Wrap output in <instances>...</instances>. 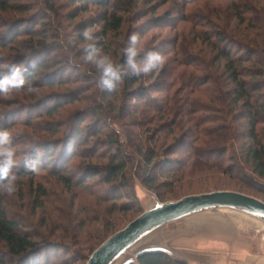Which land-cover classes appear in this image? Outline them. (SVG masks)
Masks as SVG:
<instances>
[{"label":"rangeland","instance_id":"rangeland-1","mask_svg":"<svg viewBox=\"0 0 264 264\" xmlns=\"http://www.w3.org/2000/svg\"><path fill=\"white\" fill-rule=\"evenodd\" d=\"M29 1V4L35 7L31 14L26 17L20 13L0 11V25L8 21L13 23L19 19H25L29 24L32 23L29 27L32 30L36 23L33 18L41 15L44 4L41 3L42 0H24L18 3L24 4ZM53 2H56L58 6L62 4V8L59 11V17L52 15L48 23L52 25L51 27L41 30L40 21H37L39 23L34 25L33 29L37 30L39 36L35 38L23 36L15 44L0 49V68L3 70L14 57L24 54L27 49L40 48L38 43L45 41L50 46L56 45L58 51L50 56V61H47L49 68L40 73L38 80L41 81L45 77L47 80L61 78L62 72L59 70H66L63 83L53 88L46 86L45 81H42L41 88L13 90L7 95L0 93V122L3 120L2 113L6 110L16 109L20 112L26 106L40 102L38 106L41 110L34 106L32 110L33 114L37 115L44 112L47 105L52 106L54 100L62 104V107L52 116L47 114L16 125H9V122L5 125L3 122L0 124V131H7L12 138L10 147L15 160L13 174L16 187L15 193L11 196L0 190L3 208L11 219L23 226L25 234L40 244L48 243L51 248L53 247L40 252L41 264H87L91 252L98 248L100 241L125 228L145 210L155 207L154 199L148 194L150 191L146 192L140 180L143 159L126 139L127 132L139 133L137 127L129 125L130 120H123L125 126L118 120L110 119L100 125L102 131L116 132L124 146L123 154L127 156V170L113 183H108L105 168L110 154H113L115 149L104 146V135L89 137V143L76 149V156L70 163L67 176L73 177L74 182L80 180L82 173L89 170L88 168L101 172L98 177L87 180L85 187L75 185L68 189L50 169L35 171L34 174L26 176L19 174L21 163L33 153L36 147L46 143L58 144L64 140V136L70 131L69 128L77 125L78 117L86 119L82 127L93 123V118L89 115L92 114L90 111H93L91 109H94L95 105L103 104V113L106 117L117 116L120 113L123 95H118L119 100L116 105L110 102L112 99L104 101L101 93L106 90L102 91L96 86L98 72L94 65L84 60L83 50L88 43L103 42L104 46L110 45L109 50L102 48L100 52L102 55H108L113 63L118 64L128 36L137 34L140 38L137 59L143 58L148 51H154L159 53L164 61L153 81L149 79L152 72L146 75L148 77L143 81L146 86L154 85V82L158 80L163 90L169 87L171 92L175 93L183 88L187 80L210 78L206 86H201L198 90L188 88L184 95L190 94L191 101L199 104L206 111L200 114L214 120L208 128H222L221 122L227 120L224 124L230 127V131L229 133L226 130L222 131L229 134L228 142L225 143L228 151L222 159L224 167L221 172L203 171L196 176H185L180 181L159 177L156 186L164 199L168 200L167 202L214 191H242L240 193L264 201V178L255 175L250 169L251 164L246 161L244 149L250 140L245 130L246 121L238 117V114L243 113L242 105L238 108L228 106L229 97L223 90H220V93L222 92L224 96H220V93L210 96L208 93L216 86L224 90L233 88L224 75L226 62L220 59L219 53L222 48L219 43L214 42L218 34H224L227 37L229 46L238 45L244 57L249 58L251 51L255 54L253 60L257 59V64L251 61L244 63L241 67L247 74L245 79L249 85L257 82L261 84L260 82L264 81L262 77H254L257 70H264V0H137L135 2L110 0L107 11L109 14L116 12L122 17L123 27L118 34L110 33L104 41L98 35L101 30L99 25L102 24L100 20L106 11L103 7L90 5L88 12L71 20L66 14L75 9L77 4L71 5L72 9L69 7L66 9L63 0H53ZM239 15L243 16L244 22H241ZM89 22L98 24L89 30L93 40L81 42L75 30L76 24H89ZM162 70L165 71V75L161 74ZM261 93L264 94V90ZM159 96L164 99L166 95L159 94ZM223 97L225 101L219 100ZM50 100L52 103H49ZM259 101L264 102V95L259 96ZM125 102L131 104L130 99L126 98ZM28 111L29 107L25 113L23 112L21 120ZM233 117L236 118L231 124L230 120ZM52 130H57L58 135H55ZM86 132L88 134V131ZM257 133L264 143V112ZM131 134L134 137L136 135ZM237 135L239 141L234 138ZM159 137L163 138V134L159 133L157 138ZM179 137L180 135L171 136L167 146L177 143ZM189 141L192 140H187V145ZM142 142L144 150L151 146L146 138ZM179 149L173 157H182V151L185 148L181 146ZM39 153L43 154L42 151ZM58 154L54 159H57ZM97 170L91 171L98 172ZM150 177L153 176L150 175ZM39 187L46 190L47 199H40L36 194ZM121 188L125 189L121 191ZM115 196L118 198L113 199ZM36 197H39L38 201ZM227 213L220 214L222 219L233 224L231 229L211 231L219 235L228 233L233 239L238 237L250 247L253 244L255 249L264 254V227L238 214ZM205 223H208V226L220 227H215L216 229L225 228L223 224L219 225L218 220H208ZM185 243H188V240H178L172 245L179 251L186 252V248H183ZM48 254L52 257L51 261L47 262L45 257ZM9 258L10 254L6 245L0 241V264H3L2 260L7 261L5 264H8ZM18 260L16 259L14 264H18Z\"/></svg>","mask_w":264,"mask_h":264},{"label":"trees","instance_id":"trees-1","mask_svg":"<svg viewBox=\"0 0 264 264\" xmlns=\"http://www.w3.org/2000/svg\"><path fill=\"white\" fill-rule=\"evenodd\" d=\"M18 1L24 0H0V11L3 13H20L21 15H26V17L34 11L35 7L29 4L30 1L24 4L18 3ZM63 1L65 2L66 9H68V7L71 8V5L77 4L75 9L66 14L71 20H75L80 14L88 12L90 7L94 4L103 7L106 11L100 20L102 24L99 25L101 30L98 34L103 41L110 33L118 34L122 30L123 18L118 16L116 12L109 14L107 11L110 7V0ZM135 1L137 0H132V2ZM41 3L44 4L43 11L40 16L37 15L33 20L36 22L34 25H37L39 23L37 21H40V29L45 30L47 27L52 26L48 24L49 21H51L52 15L59 17L62 4L58 6L53 0H42ZM239 16L241 22H244L243 16ZM184 20L187 19L184 18ZM30 25H32V23L29 24L25 19H19L13 23L8 21L0 25V49L7 48L10 44H15L23 36L34 38L39 36L37 30L33 29L35 26L33 25L31 30L29 28ZM95 25H98L97 22L76 24L75 30L80 36L81 42H85L86 40L83 36L84 31H89ZM214 42L219 43L222 48L219 53L220 59H224L226 62L224 75L227 77L226 80L229 85L233 88L231 90H224L216 86V88L209 90L208 93L210 96L214 94L218 95L220 90H223L224 94L229 97L230 103L228 106L238 108L242 105L243 113L240 115L238 114V117L246 121L245 130L250 140V143H248L245 146L246 149H244L247 158L246 161L251 164L250 169L255 175L264 178V143L259 139V134L257 133V128L261 124L264 112V102L259 101V96L264 95L261 93V91L264 90V81L260 82L262 85L259 84V82L249 85L245 79L247 74L241 69L244 63H250L252 61L257 64L258 60H253L255 54L251 53L252 51L249 53V58H247L241 54L242 50L238 45V47H234L233 44L229 46L227 37L224 36V34H218ZM38 44L40 48L27 49L24 54L14 57L13 61L5 69L1 70L0 68V80L5 78L11 79L13 70L18 68L21 70L25 81V86L20 89L21 91L32 87L41 88L42 81H45L46 86L52 88L58 84H62L66 73V70L62 69L59 70V72H62L61 78L47 80L45 77L46 80H38L40 78V73L49 68V62L47 61H50V56L58 51L56 45L50 46L45 41H41ZM95 45L100 50L102 48L109 50L111 47L110 45L104 46L103 42ZM123 62L124 56L122 55L118 64ZM259 67H261V65ZM159 68L160 66L149 75L151 81L156 78ZM161 74L165 75V71L162 70ZM254 74V77L264 78V70H257ZM147 77L148 76L143 74L139 77H125L115 90L101 93L104 101L112 99L110 102L113 104L115 103V105L119 100L118 95H123V106L119 108L120 113L117 116L106 117V114L103 113V104L95 105V108L91 109L93 111H90L92 114L89 115L92 116L93 123H89L85 127H82L81 125L86 122V119L85 117H78L77 125L69 128L70 131L64 136V140L60 141L58 144L46 143L36 147L33 153L21 163L19 174L21 176H26L28 174H34L35 171H47L50 169L52 174L55 175L59 181H62L68 189L75 185L85 187L87 180L98 177L101 172L97 169L88 168L89 170H85L82 173L80 180L74 182L73 177L67 176L70 163L76 156V149L89 143V137L104 135V146L115 149V152L110 154V159L105 168L107 171L106 176L108 183H113L118 179L120 174H123L127 170V156L125 157L123 154L124 146L121 144L116 132L114 130L105 132L100 128V125L107 119L112 121L118 120L123 126H125L123 120H130L131 123L128 122L129 125L139 129L138 134L131 132L136 134L135 137L127 132L128 138L126 139L133 145L132 147L135 148V152L140 155V158L143 159L142 172H140V180L143 187L147 191H150L162 203L168 200L164 199L159 192V188L156 186L159 177L162 176L168 180L172 179V181H174V179H176L180 181L184 179L185 176H196L203 173V171L211 170V172L215 173L221 172L224 167L222 159L228 151L225 143L228 142L229 134L227 133H229L230 127L224 124L227 120H224L223 123L221 122L223 125L222 128H208V125L213 123L214 120H210L208 117L200 114L206 111H204L199 104L191 101L190 94L184 95L185 90L188 88L198 90L201 86H206L210 78L207 77L203 80L198 78L194 79V81L187 80L183 88L172 93L169 87L163 90L158 80L154 82V85L150 84L146 86L143 84V81H145ZM37 80L38 82L36 83ZM159 94H164L166 96L162 99ZM220 96H224L222 92ZM126 98L127 100L130 99L131 104H126ZM219 100L225 101V98H219ZM54 101L52 106L49 107L47 105L46 110L37 115H34L32 110L34 106L39 107L38 109L40 111L41 108L38 106L40 102L29 105V111L23 116V120H21L22 115L28 108L27 106V108H23L24 110H20V112L16 109L6 110L2 113V122L4 125L7 122L10 123L9 125H16L21 122H30L43 115L49 114V116H52L62 107L60 102L57 100ZM210 101H212V99ZM49 103H52V100H50ZM17 113L19 114L17 115ZM230 113H232V110H230ZM235 118L233 117L230 120L231 124L234 123ZM2 122H0V124ZM223 130H226L227 133H223ZM52 131L55 135L59 133L57 130ZM86 131H88V134ZM221 132L225 135L221 134ZM159 133L163 134V138H157ZM173 135H180L177 143H175L176 145L167 146L169 138ZM144 138H146L147 142L151 143V146L146 147L145 150L144 143L142 142ZM234 138L239 141L238 135ZM189 139L192 141H189L187 145V140ZM136 142H138L137 145ZM181 146L185 148V150L182 151V157H173V155H176L175 153L180 150L179 148H181ZM40 151H42L43 154H40ZM57 154V159H54ZM191 162L192 164H190ZM27 166L28 168L26 169ZM33 168H35V170H33ZM14 169L15 167L11 170L10 175H14ZM91 170H97L98 172H93ZM150 175L153 177H150ZM4 183H6V181H0V185ZM123 189L125 188H121V191ZM36 194L40 199L48 198V196H46V190L42 187L37 189ZM39 197H36V201L39 200ZM115 198L118 197L115 196L113 199ZM129 198L130 197H128V199ZM2 202V198L0 197V241L6 245L9 251L10 263L8 262V264H14L16 259H19L18 264H41L42 257L40 252L49 248L52 249L53 247L51 248L48 243L40 244V242L34 241L30 236L25 234L22 229L23 226L18 221L11 219L9 214L5 211V208H3ZM107 239L100 241L98 247ZM96 249L91 253L93 254ZM51 257L52 256L49 254L46 255L45 261H51ZM2 262L3 264L7 263L5 260H2ZM133 264L188 263L178 261L168 254L155 252L143 254Z\"/></svg>","mask_w":264,"mask_h":264},{"label":"water","instance_id":"water-1","mask_svg":"<svg viewBox=\"0 0 264 264\" xmlns=\"http://www.w3.org/2000/svg\"><path fill=\"white\" fill-rule=\"evenodd\" d=\"M148 194L154 199L155 207L145 210L107 239L94 251L87 264H133L143 254L155 252L172 257L170 252L162 248L169 239L183 234L187 228L192 229L199 221L231 223L222 219L220 213L224 212L240 216L246 214L250 220L264 227V201L240 192L214 191L185 196L167 203H161L150 192Z\"/></svg>","mask_w":264,"mask_h":264},{"label":"clouds","instance_id":"clouds-1","mask_svg":"<svg viewBox=\"0 0 264 264\" xmlns=\"http://www.w3.org/2000/svg\"><path fill=\"white\" fill-rule=\"evenodd\" d=\"M83 36L86 40H93V36L87 30ZM140 38L133 33L128 36L126 46L122 49L124 62L121 64L113 63L108 55H102L100 49L94 43H88L84 47V60L95 66L98 76L96 77V86L102 91H113L122 83L125 77L140 75H148L153 70L163 64V57L154 51H148L143 58L138 57V46ZM25 81L20 69H14L11 79L5 78L0 80V93L5 95L13 90L24 88ZM12 138L7 131H0V181H6L0 185L2 190L7 195L11 196L15 193V176L10 175L11 170L15 167L13 152L11 150ZM35 170V168H33Z\"/></svg>","mask_w":264,"mask_h":264},{"label":"crops","instance_id":"crops-1","mask_svg":"<svg viewBox=\"0 0 264 264\" xmlns=\"http://www.w3.org/2000/svg\"><path fill=\"white\" fill-rule=\"evenodd\" d=\"M201 222L199 221V224L192 229L187 228L183 234L169 239L162 248L170 252L175 259L188 264H264L263 252L255 249L253 244L250 247L238 237L233 239L228 233L219 235L211 231L213 229L229 231L233 224L223 223L225 228L216 229L215 227L219 226H208V223ZM210 226H213L212 229ZM178 240H188V243L183 246L186 252H181L172 245Z\"/></svg>","mask_w":264,"mask_h":264},{"label":"bare ground","instance_id":"bare-ground-1","mask_svg":"<svg viewBox=\"0 0 264 264\" xmlns=\"http://www.w3.org/2000/svg\"><path fill=\"white\" fill-rule=\"evenodd\" d=\"M228 214V213H227ZM241 216H243V217H247V218H249L250 216H248V215H246V214H243V215H241ZM249 219H251V218H249ZM213 221H215V220H213ZM261 225V224H260ZM264 225V224H263Z\"/></svg>","mask_w":264,"mask_h":264}]
</instances>
